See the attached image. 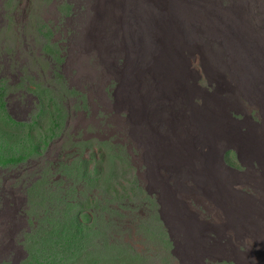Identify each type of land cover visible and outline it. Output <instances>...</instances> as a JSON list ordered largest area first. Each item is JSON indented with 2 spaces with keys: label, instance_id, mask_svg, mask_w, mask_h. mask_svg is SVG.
<instances>
[{
  "label": "rangeland",
  "instance_id": "rangeland-1",
  "mask_svg": "<svg viewBox=\"0 0 264 264\" xmlns=\"http://www.w3.org/2000/svg\"><path fill=\"white\" fill-rule=\"evenodd\" d=\"M0 161V264H264V0H0Z\"/></svg>",
  "mask_w": 264,
  "mask_h": 264
},
{
  "label": "clouds",
  "instance_id": "clouds-1",
  "mask_svg": "<svg viewBox=\"0 0 264 264\" xmlns=\"http://www.w3.org/2000/svg\"><path fill=\"white\" fill-rule=\"evenodd\" d=\"M213 43L209 44L206 42V40L201 41L202 45L211 49L213 52L216 50H222L223 49V44L220 41L217 40H212Z\"/></svg>",
  "mask_w": 264,
  "mask_h": 264
},
{
  "label": "trees",
  "instance_id": "trees-1",
  "mask_svg": "<svg viewBox=\"0 0 264 264\" xmlns=\"http://www.w3.org/2000/svg\"><path fill=\"white\" fill-rule=\"evenodd\" d=\"M14 159H15V158H14ZM0 162H1V161H0ZM2 162H7V161H2ZM49 259L52 260L50 256H49ZM50 264H57V263L52 262V263H50Z\"/></svg>",
  "mask_w": 264,
  "mask_h": 264
}]
</instances>
